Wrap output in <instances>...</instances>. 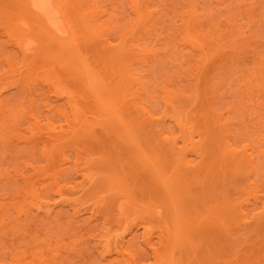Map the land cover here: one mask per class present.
I'll return each instance as SVG.
<instances>
[{
    "label": "rangeland",
    "instance_id": "obj_1",
    "mask_svg": "<svg viewBox=\"0 0 264 264\" xmlns=\"http://www.w3.org/2000/svg\"><path fill=\"white\" fill-rule=\"evenodd\" d=\"M50 5L0 0V264H264V0Z\"/></svg>",
    "mask_w": 264,
    "mask_h": 264
},
{
    "label": "bare ground",
    "instance_id": "obj_2",
    "mask_svg": "<svg viewBox=\"0 0 264 264\" xmlns=\"http://www.w3.org/2000/svg\"><path fill=\"white\" fill-rule=\"evenodd\" d=\"M25 2H26V5L35 13V15L36 16H39V18H43V20L45 21V24H47V23H51V22H53V20H55V18H56V11L54 12V11H51L50 10V6H52V5H50V4H52V0H24ZM74 3V2H73ZM92 4V3H91ZM138 4V3H137ZM76 5V4H75ZM139 5V4H138ZM90 6V5H89ZM20 7V6H19ZM134 7V6H133ZM138 7V6H137ZM90 8H92V7H90ZM135 8H136V5H135ZM98 9V8H97ZM55 10V9H54ZM96 10V9H95ZM137 10H138V8H137ZM93 13L94 12H96V11H93V10H91ZM90 10H89V12H91ZM61 12H63V11H61ZM65 12V11H64ZM138 12V11H137ZM84 14V13H83ZM92 14V13H91ZM96 14V13H95ZM93 16H94V14H93ZM140 16V15H139ZM90 17V16H89ZM57 19V18H56ZM59 19V18H58ZM61 19V18H60ZM94 19H95V17H94ZM66 20V19H65ZM60 21V20H59ZM93 22V21H92ZM101 22V21H100ZM90 23V22H89ZM189 23V22H188ZM57 24V23H56ZM65 24V23H64ZM92 24V23H91ZM99 25L101 24V23H98ZM195 25V24H194ZM57 26V25H56ZM60 26V25H59ZM62 26V25H61ZM92 26V25H91ZM96 26H97V24H96ZM193 26V25H192ZM186 27H189V26H186ZM233 27V26H232ZM194 31V30H193ZM189 32V29H188V31L186 32V34ZM64 33V32H63ZM235 34V33H234ZM191 35V34H190ZM61 37V36H60ZM189 38V37H188ZM187 38V39H188ZM186 39V38H185ZM195 39V38H194ZM73 41V40H72ZM200 42V41H199ZM201 43V42H200ZM74 45H75V43H74ZM73 45V46H74ZM78 46V45H77ZM80 46V45H79ZM112 46V45H111ZM199 46V45H198ZM66 47V46H65ZM71 47V46H70ZM73 48V47H72ZM31 49V48H30ZM79 49H80V47H79ZM78 51V50H77ZM81 51V50H80ZM73 52V51H72ZM75 52V51H74ZM82 53V52H81ZM79 55V54H78ZM77 55V57H79ZM75 57V56H74ZM81 59V58H80ZM78 61V60H77ZM75 62V61H74ZM84 63V62H83ZM261 64V63H260ZM90 65V64H89ZM83 66V65H82ZM85 66V65H84ZM261 67H262V65H261ZM76 68H78V67H76ZM86 69V68H85ZM86 71V70H85ZM91 74V73H90ZM85 75V74H84ZM259 75V74H258ZM86 77V76H85ZM90 79V78H89ZM96 80H97V78H96ZM100 80V79H99ZM85 81V80H84ZM87 81H88V79H87ZM86 82V81H85ZM90 82V81H89ZM89 82H86V87L87 86H90V85H92L93 86V84H89ZM95 83H97V82H95ZM98 84V83H97ZM122 86V85H121ZM91 87V86H90ZM85 88V87H84ZM94 88V87H93ZM168 92V91H167ZM171 92H173V91H170V93ZM169 93V92H168ZM252 93V92H251ZM172 94V93H171ZM170 94V95H171ZM96 95V94H95ZM169 95V96H170ZM249 95H251V94H249ZM215 97V96H214ZM98 99V98H97ZM96 99V100H97ZM3 101V100H2ZM1 102V101H0ZM98 102V101H97ZM103 103V102H102ZM2 104V103H1ZM3 105V104H2ZM101 106V105H100ZM108 106V105H107ZM101 108V107H100ZM107 109V108H106ZM79 110V109H78ZM78 110H75V111H78ZM144 110V109H143ZM116 111H118V110H116ZM115 111V112H116ZM145 111V110H144ZM107 112H108V109H107ZM107 112H105V113H107ZM119 112V111H118ZM121 113V112H120ZM119 113V114H120ZM77 114V113H76ZM116 114H117V112H116ZM123 114V113H122ZM112 115V114H111ZM118 115V114H117ZM117 115H115V116H117ZM107 116V115H106ZM114 117V116H113ZM121 120V119H120ZM38 121V120H37ZM37 123V122H36ZM126 123V122H125ZM261 123V122H260ZM124 124H122V126H123ZM262 125H264V124H262ZM188 126V125H187ZM130 131V130H129ZM165 138H169V136L168 135H165ZM171 139V138H170ZM166 140V139H165ZM226 140V139H225ZM230 140V139H229ZM227 141V140H226ZM220 142V141H219ZM261 142V141H260ZM223 144H225V142L223 143ZM221 145V144H220ZM227 145V144H226ZM222 147V146H221ZM250 148V147H249ZM232 149H234V147L232 148ZM236 149V148H235ZM245 149H246V147H245ZM221 150V149H220ZM238 150V149H237ZM247 150V149H246ZM219 151V150H218ZM234 152H237V151H235L234 150ZM218 153V152H217ZM179 154V153H178ZM215 154V153H214ZM251 155V154H250ZM214 156V155H213ZM247 156V155H246ZM181 157V156H180ZM222 158V157H221ZM220 158V159H221ZM250 158V157H249ZM251 160H252V162H253V159H254V157H252L251 156ZM178 159V158H177ZM220 159H219V161H220ZM216 161V160H215ZM236 161V160H235ZM241 161V160H240ZM186 162V161H185ZM251 162V165H252V167L254 168V163H252ZM217 163H218V161H217ZM154 164V163H153ZM153 164H152V166H153ZM190 165V164H189ZM219 165V164H218ZM155 166V165H154ZM217 168V167H216ZM157 170V169H156ZM156 170H155V172H156ZM153 171V170H152ZM158 175V174H157ZM159 176V175H158ZM126 244V241L123 243V246H122V252L123 253H125V245ZM154 253H155V257L157 258H159V259H161V258H164V251H160L159 252V250L158 251H156L155 249H154ZM132 264V263H135V262H129V264ZM136 264V263H135Z\"/></svg>",
    "mask_w": 264,
    "mask_h": 264
}]
</instances>
